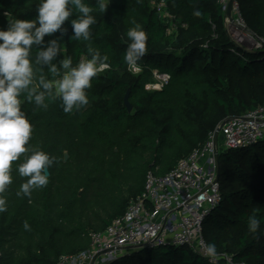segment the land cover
<instances>
[{"label":"trees","instance_id":"trees-1","mask_svg":"<svg viewBox=\"0 0 264 264\" xmlns=\"http://www.w3.org/2000/svg\"><path fill=\"white\" fill-rule=\"evenodd\" d=\"M235 1L245 30L264 38V0ZM85 2L96 19L88 41L71 40L70 21L62 25L63 35L57 31L44 40H61L73 66L91 58V46L107 55L109 67L92 79L88 104L71 113L63 111L59 99L42 108L21 98L32 125L25 147L39 148L55 160L46 169L47 185L31 195H17L28 179L17 171L24 154L11 163L12 182L2 194L7 208L0 212V264H57L61 255L87 250L88 234L103 231L125 212L143 192L148 172L165 175L202 147L224 119L264 103V49L234 40L219 0H166L171 26L158 18L151 0H105V12L96 0ZM39 3L0 0V29L7 30L11 18L36 19ZM132 20L148 37L136 72L124 61ZM172 25L175 32H167ZM154 71L170 76L159 90L146 86ZM36 75L53 79L47 68ZM127 91L131 111L124 103ZM218 164L221 202L206 217L204 236L233 264H264V141L222 149ZM253 216L260 222L255 232L248 226ZM103 264L212 263L188 247L160 245ZM214 264L227 261L221 256Z\"/></svg>","mask_w":264,"mask_h":264},{"label":"clouds","instance_id":"clouds-1","mask_svg":"<svg viewBox=\"0 0 264 264\" xmlns=\"http://www.w3.org/2000/svg\"><path fill=\"white\" fill-rule=\"evenodd\" d=\"M97 7L105 12L108 4L105 0H96ZM37 17L34 20L18 18L8 19L7 30L0 29V212L6 211L7 202L3 197L6 186L12 182L11 163L21 159L17 171L21 177H27L20 186L24 195H31L35 188L46 186L49 168L55 158L39 148L25 147L28 143L32 125L22 111V97L38 107L47 108L48 101L59 99L63 111L71 113L88 104L86 90L98 73L107 69V55L88 47L90 59H82L73 66L72 58L64 56L58 63L53 61L62 53L57 39L45 41L57 31L63 35L65 21H70L73 35L71 40L90 39V26L96 23L91 14L93 8L85 0H40L36 6ZM75 13L76 18H72ZM199 16V11L194 12ZM134 25L127 31V44L124 61L130 71H139L138 62L146 52L147 34L141 25L132 20ZM36 48L35 56L32 55ZM47 68L53 79L40 75L37 70ZM63 70V71H61ZM259 220L249 218V230L255 232ZM27 227V225H25ZM209 256L216 255L215 244L207 245Z\"/></svg>","mask_w":264,"mask_h":264},{"label":"built area","instance_id":"built-area-1","mask_svg":"<svg viewBox=\"0 0 264 264\" xmlns=\"http://www.w3.org/2000/svg\"><path fill=\"white\" fill-rule=\"evenodd\" d=\"M227 2L219 0L224 11ZM151 5L159 19H173L167 11L166 0H151ZM232 13L245 29L236 1ZM248 36L254 41V49H264V38L254 34ZM232 37L244 44L238 35ZM153 74V80L146 85L148 89L159 90L168 83L169 74L157 71ZM220 124L221 146H214L211 133L202 147L181 158L165 175L155 176L148 172L143 192L131 199L125 212L115 217L103 231H91L87 250L61 255L57 264H100L132 250L160 245L185 246L209 263H217L223 256L227 264H233L228 255L216 252L215 256H209L206 250L209 244L204 236L205 219L221 202L214 152L264 141V103L241 116L226 118Z\"/></svg>","mask_w":264,"mask_h":264},{"label":"rangeland","instance_id":"rangeland-1","mask_svg":"<svg viewBox=\"0 0 264 264\" xmlns=\"http://www.w3.org/2000/svg\"><path fill=\"white\" fill-rule=\"evenodd\" d=\"M233 18H234V21H232V22H230L229 20L226 21L229 31L232 33V35H236V36L238 35L239 39L241 41H243V43H244L243 45H245L248 49H252L253 48L252 43H254V41L248 36L252 33L243 29L241 27V25L237 22L236 18L235 17H233ZM173 27L174 26H172V28L169 30V32H175L176 28L175 27L173 28ZM58 41L61 44L62 52L64 53L63 54V58H64V56H68V55H66L67 46L64 45L63 43H61V40H58ZM221 141H222V137H221V134L219 133V135H218L219 146H221ZM105 262H107V261H102V263H100V264H103Z\"/></svg>","mask_w":264,"mask_h":264},{"label":"water","instance_id":"water-1","mask_svg":"<svg viewBox=\"0 0 264 264\" xmlns=\"http://www.w3.org/2000/svg\"><path fill=\"white\" fill-rule=\"evenodd\" d=\"M234 2H235V0H228L227 5H226V8H225V15H226V18H227L230 22L234 21V19H233V17H232V6H233V3H234ZM128 94H129V91H127V92L125 93V96H124V103H125V106L127 107V110H128V111H131V110H132V106H131V104H130L129 101H128ZM220 126H221V124L218 125V126L215 128L214 132H213V143H214V146H215V147H217V145H218V135H219V133H220ZM218 154H219L218 151L215 150V152H214V158H215V169H216L217 172L219 171ZM67 158H68V154L65 152V153H64V159H63V160L66 161ZM45 171H46V173L48 174L47 170H45Z\"/></svg>","mask_w":264,"mask_h":264}]
</instances>
